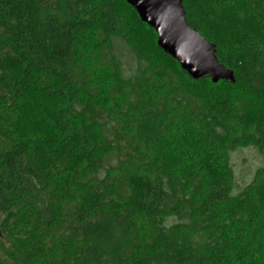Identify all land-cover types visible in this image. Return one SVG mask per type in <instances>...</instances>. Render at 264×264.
<instances>
[{
    "label": "trees",
    "instance_id": "obj_1",
    "mask_svg": "<svg viewBox=\"0 0 264 264\" xmlns=\"http://www.w3.org/2000/svg\"><path fill=\"white\" fill-rule=\"evenodd\" d=\"M184 2L234 85L191 79L125 0H0L5 264H264V161L231 160H264V0Z\"/></svg>",
    "mask_w": 264,
    "mask_h": 264
},
{
    "label": "water",
    "instance_id": "obj_2",
    "mask_svg": "<svg viewBox=\"0 0 264 264\" xmlns=\"http://www.w3.org/2000/svg\"><path fill=\"white\" fill-rule=\"evenodd\" d=\"M125 1L140 20L155 31L158 47L175 60L191 79L235 84L234 72L218 61L216 47L188 25L184 0Z\"/></svg>",
    "mask_w": 264,
    "mask_h": 264
},
{
    "label": "rangeland",
    "instance_id": "obj_3",
    "mask_svg": "<svg viewBox=\"0 0 264 264\" xmlns=\"http://www.w3.org/2000/svg\"><path fill=\"white\" fill-rule=\"evenodd\" d=\"M132 23H133V20H132ZM139 33L144 34V31L140 29ZM145 34H147V31ZM145 37H149V36H145ZM170 69L175 70V67L172 66L170 67ZM209 90L210 88L208 87V84L198 87V92L200 93H207L209 92ZM216 90L218 92H223L224 90H227V88L222 86L221 91L219 89H216ZM27 119H29L30 121H33L35 119L34 113H31ZM39 127H32L31 129L33 131L41 133L42 129ZM31 129H29L30 132H31ZM231 160H232V163H234V165L237 166L238 179L239 178L243 180L246 179L245 181H249L254 176L256 168L260 165H263V161H264L263 159H261L262 160V164H261V160H260V156L258 152L253 148H248V149L241 148V149H238L237 151H234V153L231 156ZM10 244H11V239H5V240L2 239V241H0V264L6 263L4 260L6 259L5 251L9 249Z\"/></svg>",
    "mask_w": 264,
    "mask_h": 264
}]
</instances>
